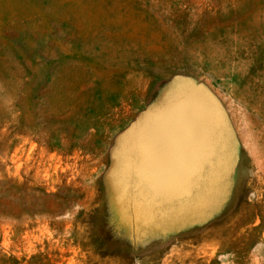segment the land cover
Returning <instances> with one entry per match:
<instances>
[{
	"label": "rangeland",
	"instance_id": "1",
	"mask_svg": "<svg viewBox=\"0 0 264 264\" xmlns=\"http://www.w3.org/2000/svg\"><path fill=\"white\" fill-rule=\"evenodd\" d=\"M0 199V264H264V0H0Z\"/></svg>",
	"mask_w": 264,
	"mask_h": 264
},
{
	"label": "bare ground",
	"instance_id": "2",
	"mask_svg": "<svg viewBox=\"0 0 264 264\" xmlns=\"http://www.w3.org/2000/svg\"><path fill=\"white\" fill-rule=\"evenodd\" d=\"M17 167H19V166H17ZM26 173V172H25ZM13 196V195H12ZM1 200V199H0ZM3 200V199H2ZM26 207V206H25ZM32 209V208H31ZM27 211V210H26ZM5 212V211H4ZM14 215V214H13Z\"/></svg>",
	"mask_w": 264,
	"mask_h": 264
}]
</instances>
